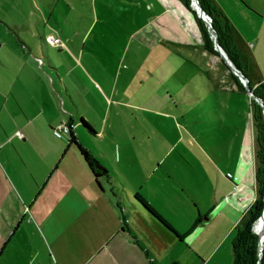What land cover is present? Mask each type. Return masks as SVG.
<instances>
[{"label": "crops", "instance_id": "0c3cea01", "mask_svg": "<svg viewBox=\"0 0 264 264\" xmlns=\"http://www.w3.org/2000/svg\"><path fill=\"white\" fill-rule=\"evenodd\" d=\"M35 1L11 22L0 15V264H233L235 228L258 195L255 141L248 152L243 136L229 163L166 132L165 109L211 103L200 60L234 75L204 50L198 14L180 0ZM213 2L250 80L264 82L248 46L264 48V0ZM61 123L77 143L54 136Z\"/></svg>", "mask_w": 264, "mask_h": 264}, {"label": "rangeland", "instance_id": "374dc122", "mask_svg": "<svg viewBox=\"0 0 264 264\" xmlns=\"http://www.w3.org/2000/svg\"><path fill=\"white\" fill-rule=\"evenodd\" d=\"M43 0H41V3ZM58 1V0H56ZM35 0H0V15L11 22L15 9L19 6L27 8L34 12ZM192 6V5H191ZM33 16H37L33 13ZM258 41L251 40L248 44L250 48L256 47V56L259 59L261 68H264V48L258 49ZM202 70L210 72L212 83L215 87V93L209 99L211 103L206 105L196 103H183L181 106L163 109L171 114L174 122L166 126L170 127L166 132L172 135H181L183 139L179 149L186 148L191 151L207 150L213 152L215 160L227 159L229 163L233 160L238 143L244 136V147L249 152L255 141V133L251 118V97L247 91H231V86L236 83L232 73L226 75L225 67H217L210 70V67L204 60H200ZM183 64V63H182ZM208 85L207 77H199L196 86ZM199 94V93H198ZM190 95V94H189ZM198 97H200L198 95ZM190 143V145H188ZM193 145H196L195 147ZM217 155L219 158H217ZM224 156H227L225 158ZM223 165V164H222ZM224 166V165H223ZM220 171L218 168H216ZM222 173V172H221Z\"/></svg>", "mask_w": 264, "mask_h": 264}, {"label": "trees", "instance_id": "16d2710c", "mask_svg": "<svg viewBox=\"0 0 264 264\" xmlns=\"http://www.w3.org/2000/svg\"><path fill=\"white\" fill-rule=\"evenodd\" d=\"M192 13L197 16L196 11L191 6V0H180ZM201 8L211 18L212 26L216 31L217 40L223 51L226 53L233 65L249 79V87L251 91L262 100L264 105V82L254 84L248 74V62L240 51L233 29L229 24L226 16L216 6L213 0H199ZM200 30L203 37V48L206 52L215 55H220L214 47V42L210 37L209 30L202 19L197 17ZM236 84L242 89L246 90L239 78L233 75ZM251 118L255 133V158H256V182L258 188V195L251 205V207L244 213L239 224L235 228L234 237L232 240L233 264H264V249L262 259H259V236L254 231V226L258 223L259 217L264 210V113L263 108L253 99H251ZM84 126L94 132L92 127L83 121ZM71 142L77 143L76 137L71 133ZM78 147L87 163L96 177L105 175L107 171L100 166V164L83 149L79 143ZM137 199L164 224L177 237H184L180 235L167 221H165L146 201L137 195ZM262 224V220H259ZM196 221L190 232L197 227ZM257 226V224H256ZM260 260V261H259Z\"/></svg>", "mask_w": 264, "mask_h": 264}, {"label": "water", "instance_id": "95a60500", "mask_svg": "<svg viewBox=\"0 0 264 264\" xmlns=\"http://www.w3.org/2000/svg\"><path fill=\"white\" fill-rule=\"evenodd\" d=\"M191 5L192 7L196 10L198 16L203 20V22L205 23V25L207 26L209 33H210V37L212 39V41L214 42V47L215 49L219 52V54L221 55V57L224 59V61L226 62V64L229 66L230 70L233 72L234 75H236L239 80L241 81V83L243 84V86L245 87L247 93L249 94V96L255 100L262 108H263V113H264V105L261 99H259L250 89L249 87V79L244 76L234 65L233 63L230 61V59L228 58V56L226 55V53L223 51V49L221 48V46L218 43L217 40V34L215 29L212 26V20L211 18L204 12V10L201 8L199 0H191ZM262 220V225H263V233H259L256 230V224L254 226V231L256 234H258L259 236V247H258V251H259V259H262V254H263V249H264V210L262 215L259 217V220ZM257 221V222H258ZM259 260V261H260Z\"/></svg>", "mask_w": 264, "mask_h": 264}, {"label": "built area", "instance_id": "2783aa9c", "mask_svg": "<svg viewBox=\"0 0 264 264\" xmlns=\"http://www.w3.org/2000/svg\"><path fill=\"white\" fill-rule=\"evenodd\" d=\"M47 41L49 44L54 45V46H60L62 45L61 39L58 36L55 35H49L47 36ZM72 125L67 124V123H61L57 125L56 127L53 128V134L57 138H61L64 135H70L72 133ZM227 178L231 179L234 183L237 181V176L227 173L226 174ZM235 189H237V185L235 186Z\"/></svg>", "mask_w": 264, "mask_h": 264}, {"label": "bare ground", "instance_id": "6f19581e", "mask_svg": "<svg viewBox=\"0 0 264 264\" xmlns=\"http://www.w3.org/2000/svg\"><path fill=\"white\" fill-rule=\"evenodd\" d=\"M260 220H261V219H260ZM256 230H257V232H259V233H263V225L261 224L260 221H258V223H257ZM263 245H264V244H263Z\"/></svg>", "mask_w": 264, "mask_h": 264}]
</instances>
